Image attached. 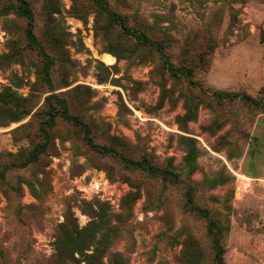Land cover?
Instances as JSON below:
<instances>
[{"label":"rangeland","instance_id":"374dc122","mask_svg":"<svg viewBox=\"0 0 264 264\" xmlns=\"http://www.w3.org/2000/svg\"><path fill=\"white\" fill-rule=\"evenodd\" d=\"M25 1L0 0V264H216L209 221L264 264V0Z\"/></svg>","mask_w":264,"mask_h":264},{"label":"trees","instance_id":"16d2710c","mask_svg":"<svg viewBox=\"0 0 264 264\" xmlns=\"http://www.w3.org/2000/svg\"><path fill=\"white\" fill-rule=\"evenodd\" d=\"M17 10L22 16L27 17L29 19L32 18V13H31L30 9L28 8L27 3H26L25 0H19V4L17 6ZM26 33H27L26 34L27 37L30 39L29 42H33L34 41L33 34H32V32H31V30L29 28L26 30ZM105 52H108V50H105ZM114 60L115 59L112 56V60L109 61V63L112 64L114 62ZM97 67H98V75H99L100 79L104 80L105 76H106L105 72H107L108 67L105 64H103L102 62H98ZM62 104H65V102L62 101ZM88 142L91 143L89 138H88ZM125 165L127 167L146 169L151 174L160 173V174L164 175V178H173L174 177V173L166 172V171H163V170L161 171L158 168L150 165L146 160H141V161H137V162L126 161ZM199 212L202 215H204V216H208L207 212H205L204 210H199ZM207 232L209 234V237L212 240V247L214 249V260H215V263L216 264H226V262H225V260L223 258L224 248H223L222 244L220 243L221 238H220V235H219L218 228L216 227L214 222H212V221L208 222V224H207ZM69 249L70 248H68V250ZM68 250H66V251H68ZM77 250H79V249L77 248ZM114 264H123V263H122V261L120 259H117Z\"/></svg>","mask_w":264,"mask_h":264}]
</instances>
